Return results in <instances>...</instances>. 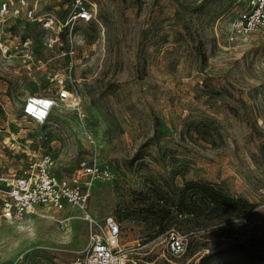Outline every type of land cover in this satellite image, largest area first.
<instances>
[{
  "label": "rangeland",
  "instance_id": "obj_1",
  "mask_svg": "<svg viewBox=\"0 0 264 264\" xmlns=\"http://www.w3.org/2000/svg\"><path fill=\"white\" fill-rule=\"evenodd\" d=\"M82 1L89 20L72 18L75 0H0V178L20 174L32 152L49 154L63 176L96 155L108 174L94 180L89 210L120 221L124 264H199L207 254L203 264H245L235 242L264 254V36L226 39L244 0ZM59 77L78 107L59 105L43 123L24 115L26 97L54 95ZM185 180L253 205L219 222L174 212L167 229L149 226L139 192L171 198ZM54 214L71 219L0 210V264L80 255L79 210ZM171 232L185 245L178 255L167 249Z\"/></svg>",
  "mask_w": 264,
  "mask_h": 264
},
{
  "label": "built area",
  "instance_id": "obj_2",
  "mask_svg": "<svg viewBox=\"0 0 264 264\" xmlns=\"http://www.w3.org/2000/svg\"><path fill=\"white\" fill-rule=\"evenodd\" d=\"M75 2L72 18L89 20L93 17L92 7L85 5L82 0ZM244 2V8L229 22L226 39L230 43L239 42L255 33L264 36V0ZM21 4H24V0H21ZM7 5L4 2L0 11H5ZM28 14L32 15L31 9ZM56 82L58 87L54 95H28L21 107L22 113L35 122L43 123L59 105L77 108V90L65 86L62 77L57 78ZM52 164L49 154L38 157L32 152L28 166L20 174L10 179L1 177L0 180L5 182V185H0L1 215L6 219L19 220L30 213L64 222L71 216H56L54 212H64L66 206L76 208L79 217L85 221L87 241L80 255L60 264H124L125 253L120 252L119 246L120 221L113 214L97 217L89 210L92 184L95 179L106 176L108 170L96 160V155L80 158L69 176L55 173ZM167 249L172 255L185 250L184 242L177 232L170 233Z\"/></svg>",
  "mask_w": 264,
  "mask_h": 264
},
{
  "label": "trees",
  "instance_id": "obj_3",
  "mask_svg": "<svg viewBox=\"0 0 264 264\" xmlns=\"http://www.w3.org/2000/svg\"><path fill=\"white\" fill-rule=\"evenodd\" d=\"M143 205L137 206L136 211L146 215V223L149 226L158 225L159 228L169 227L171 213L180 216H192L197 220H217L233 218L244 215L252 203L242 196H231L215 186L210 181L185 180L182 186L177 188L176 196L169 197L167 192H162L155 197L142 193ZM174 218V215L172 216ZM184 219L181 218V220ZM177 220L180 221V218ZM156 234V233H155ZM240 260L245 264H264V254L254 251L245 242H235L231 246ZM210 254L200 257L203 264Z\"/></svg>",
  "mask_w": 264,
  "mask_h": 264
}]
</instances>
